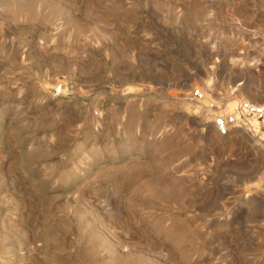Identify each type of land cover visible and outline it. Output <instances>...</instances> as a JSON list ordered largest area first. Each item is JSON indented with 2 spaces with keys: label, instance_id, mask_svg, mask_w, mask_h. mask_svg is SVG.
I'll use <instances>...</instances> for the list:
<instances>
[{
  "label": "rangeland",
  "instance_id": "obj_1",
  "mask_svg": "<svg viewBox=\"0 0 264 264\" xmlns=\"http://www.w3.org/2000/svg\"><path fill=\"white\" fill-rule=\"evenodd\" d=\"M241 99L264 0H0V264H264Z\"/></svg>",
  "mask_w": 264,
  "mask_h": 264
},
{
  "label": "built area",
  "instance_id": "obj_2",
  "mask_svg": "<svg viewBox=\"0 0 264 264\" xmlns=\"http://www.w3.org/2000/svg\"><path fill=\"white\" fill-rule=\"evenodd\" d=\"M60 91V86L55 88V92ZM193 95L202 97V92L196 88ZM211 109H218L212 117V123L219 136L229 134L231 129H243L253 137L264 135V101L253 102L246 99L237 101L231 108L222 109L220 106L211 104Z\"/></svg>",
  "mask_w": 264,
  "mask_h": 264
}]
</instances>
